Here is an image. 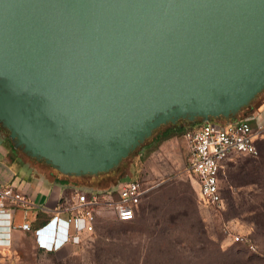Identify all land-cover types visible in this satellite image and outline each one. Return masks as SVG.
Wrapping results in <instances>:
<instances>
[{"label":"water","instance_id":"obj_1","mask_svg":"<svg viewBox=\"0 0 264 264\" xmlns=\"http://www.w3.org/2000/svg\"><path fill=\"white\" fill-rule=\"evenodd\" d=\"M264 89V0H0V122L63 174Z\"/></svg>","mask_w":264,"mask_h":264},{"label":"rangeland","instance_id":"obj_2","mask_svg":"<svg viewBox=\"0 0 264 264\" xmlns=\"http://www.w3.org/2000/svg\"><path fill=\"white\" fill-rule=\"evenodd\" d=\"M263 105L264 89L234 118ZM263 117L264 110L257 120ZM193 122L185 119L177 125L199 123ZM169 127L161 126L113 169L72 182L77 187L110 188L136 177L154 185L132 221H119L102 210L92 233L55 252L39 250L28 233L8 264H264V138L258 156L234 157L224 164L219 184L226 206L216 210L198 201L195 179L185 170L183 138L172 135L155 141ZM228 222L237 231L251 232L255 252L224 236L222 226Z\"/></svg>","mask_w":264,"mask_h":264},{"label":"built area","instance_id":"obj_3","mask_svg":"<svg viewBox=\"0 0 264 264\" xmlns=\"http://www.w3.org/2000/svg\"><path fill=\"white\" fill-rule=\"evenodd\" d=\"M263 110L264 105L243 118L200 120L181 135L188 153L185 170L194 177L198 198L203 206L216 210L224 208L219 184L220 171L234 157L257 155L256 141L264 133V117L257 120V115ZM153 187L144 179L135 177L112 188L75 186L63 191L56 207L52 209L53 218L41 227H50L51 234L47 237L44 233L38 234L37 247L54 250L51 245L57 239L69 244L78 243L82 234L94 231L97 215L102 210L112 212L122 222L133 220L142 198ZM9 204L27 207L30 200L11 184L0 185V215L5 216L1 220L6 222L8 229L11 228ZM19 228L31 230L29 222H24ZM222 231L232 242L256 251L249 234L237 231L230 222L223 224Z\"/></svg>","mask_w":264,"mask_h":264},{"label":"crops","instance_id":"obj_4","mask_svg":"<svg viewBox=\"0 0 264 264\" xmlns=\"http://www.w3.org/2000/svg\"><path fill=\"white\" fill-rule=\"evenodd\" d=\"M187 157L186 149V161ZM81 176L83 175L63 174L44 160L30 156L17 144L0 122V185L11 184L16 191L30 200V205L27 207L8 205L10 229L5 226L6 222L1 220L5 216L0 215V264L11 263L14 249H17L23 240L27 241L28 233L33 236L35 245L39 238L38 234L44 233L46 237L51 234L52 229L48 226L41 228L44 226L42 224L45 221L47 223L51 221L52 209L56 207L62 192L77 186L72 182L74 178ZM113 186L116 185L110 188ZM24 222H29L30 231H23L19 228ZM8 241L9 244H7ZM67 244L69 243L60 242L57 239L51 245L54 250H50V247L48 249L38 248L37 245L36 247L42 251L55 252Z\"/></svg>","mask_w":264,"mask_h":264},{"label":"trees","instance_id":"obj_5","mask_svg":"<svg viewBox=\"0 0 264 264\" xmlns=\"http://www.w3.org/2000/svg\"><path fill=\"white\" fill-rule=\"evenodd\" d=\"M219 118H221V117H219ZM190 122V121H189ZM192 122H190L189 124H191ZM193 123H195V122H193ZM168 124H170V123H168ZM164 125H166V124H164ZM164 125H161V126H164ZM171 125V127H169L168 129H165L163 132H161L160 134H158L157 135V137L155 138V141L157 140V141H160V140H163V139H165V138H168V137H170V136H172V135H177V136H181L186 130H188V129H190V128H192L194 125H190L189 127H187V128H185L183 125L182 126H178V127H174V125H172V124H170ZM161 126H159L158 128H156V129H154L153 130V132H152V134H151V136L150 137H148V138H146L145 140H147V139H149V138H151L152 136H154V133L161 127ZM264 138V133L257 139V141H256V146H257V150H258V153H259V142L262 140ZM258 153H257V155H255V156H237V157H256V156H258ZM223 189L220 187V193H221V197H222V199H223V203H224V207L226 206V200H225V198H224V196H223ZM149 192H150V190L145 194V196L142 198V200L145 198V197H147L148 196V194H149ZM141 200V201H142ZM198 201H199V198H198ZM141 203V202H140ZM139 203V204H140ZM199 203H200V201H199ZM200 204H202V203H200ZM138 207H139V205H138ZM137 212H138V208H137V211H136V215H137ZM136 215H135V217H136ZM132 221V220H131ZM129 222V221H128ZM47 223V221H45L42 225H45ZM253 232V231H252ZM249 234V236L251 237V232L250 233H248ZM240 244V243H239ZM250 258H252V257H250ZM250 258H248L247 260H249ZM247 262V261H246ZM248 263V262H247Z\"/></svg>","mask_w":264,"mask_h":264},{"label":"flooded vegetation","instance_id":"obj_6","mask_svg":"<svg viewBox=\"0 0 264 264\" xmlns=\"http://www.w3.org/2000/svg\"><path fill=\"white\" fill-rule=\"evenodd\" d=\"M180 120H185V119H179V120H177L176 122H174V123H170V124L174 125V127L182 126V125H177V122L180 121ZM200 120H201V118H197L196 120H194V122H198V121H200ZM160 133H161V132H160ZM160 133H158V134H160ZM158 134H157V135H158Z\"/></svg>","mask_w":264,"mask_h":264}]
</instances>
